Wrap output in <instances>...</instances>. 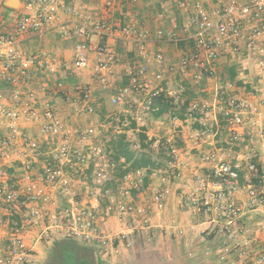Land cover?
Returning <instances> with one entry per match:
<instances>
[{
  "label": "built area",
  "instance_id": "2783aa9c",
  "mask_svg": "<svg viewBox=\"0 0 264 264\" xmlns=\"http://www.w3.org/2000/svg\"><path fill=\"white\" fill-rule=\"evenodd\" d=\"M125 1L104 0L103 14H99L87 5L61 7L57 0H29L25 5L27 11L16 20L13 29L0 30V264H30L36 248L29 244L28 238L41 226V236L54 228L57 234H69L109 248L115 238L104 229L109 217L146 216L147 213L144 206L123 199L103 209L101 197L110 196L107 183L113 179L115 165L108 159L106 150L94 142L96 128L72 125L59 113L54 102L40 100L35 92H24L21 84H31L34 66L37 69L45 65L42 60L34 64L38 57L28 54L21 46L28 35L41 36L46 30L58 27L64 36L72 33L81 37L74 47L71 69L75 73L89 71L103 87L108 85L119 62L116 48L108 42L113 36L135 39L142 45L151 38L189 42L190 47L180 58L179 66L195 81L214 77L218 60L229 54L246 50L264 57V0H222L214 8L201 0H191L192 10L184 21L186 35L183 37L175 29H161L153 34L141 25L114 22L112 14ZM60 13L67 14L69 19L57 26ZM92 38L101 41L95 44ZM140 54L144 61L129 68V84L112 96L111 103L121 104L126 96L139 90L149 95L146 109H152L154 99L162 93L176 101L180 99L183 87L167 89L161 84L162 72L153 77L149 75L150 59L161 66L165 62L164 53L151 54L142 47ZM260 64L264 67V59ZM4 85L11 89L5 90ZM56 88L64 92L65 82H57ZM77 91L76 114L80 117L92 114L93 88L80 84ZM261 103L264 105V100ZM229 105L226 114L234 128L244 122L243 116L249 108L257 111L247 99L231 98ZM208 109L207 103L189 104L190 112L206 114ZM238 137L239 133H235L233 138ZM203 160L211 164L214 177L226 182L227 196L233 194L238 188V175L230 162L214 150L205 153ZM181 163L176 160V164ZM69 167L76 171L90 168L96 191L81 200L69 198L68 206L61 208L59 195L74 180ZM250 169L258 172L255 164ZM181 175L176 173L177 177ZM131 176H126L127 185L119 192L123 197L129 195ZM224 198L223 193H208L203 199L204 206L212 205L213 201V211L224 219L219 230L224 241L216 257L217 264L230 258L231 264H264V238L262 241L257 237L238 239L244 230L240 219L248 206L264 205V190L250 189L247 205L235 199L224 201ZM152 200L159 208L164 207L163 193L155 192ZM56 220H65L66 224H46Z\"/></svg>",
  "mask_w": 264,
  "mask_h": 264
},
{
  "label": "crops",
  "instance_id": "0c3cea01",
  "mask_svg": "<svg viewBox=\"0 0 264 264\" xmlns=\"http://www.w3.org/2000/svg\"><path fill=\"white\" fill-rule=\"evenodd\" d=\"M8 1L0 0V30L5 31L12 30L16 20L27 11L25 5L29 0H18L15 7L8 5ZM57 1L61 7L87 5L95 13L103 14L104 0ZM201 1L207 7L214 8L222 0ZM191 10V0H126L123 7L112 14V19L114 22L120 20L122 24L144 26L153 34L161 29H175L183 37L186 35L184 21ZM67 19V14L60 13L57 26ZM80 40L81 37L72 33L64 36L60 28L55 27L46 30L41 36L30 34L21 42L28 54L38 57L34 64L39 60L45 63L37 69L36 65L34 66L35 74L31 84H21L24 92H35L40 100L48 99L54 102L62 116L75 109L79 98L78 85L93 88V102L96 101L99 89L105 88L89 71H72L74 47ZM92 41L96 44L101 39L92 38ZM108 42L116 48L119 56L117 68L108 82L110 85L113 78L121 74L122 79L128 82L126 85L129 84V68L144 61L140 54L142 47L151 54L162 51L166 56L163 66H157L153 59H150L151 75L157 70H165L174 60L180 61L190 47V43L185 40L176 42L155 38L148 39L143 45L135 39L120 36H113ZM261 59L264 57L246 50L224 56L216 64V75L211 77L212 79L203 78L205 88L194 87L196 93L201 90L213 96L212 90L221 89L222 94L214 99L211 96L209 100L195 97V100L209 105L206 118L194 121L197 127L191 129L184 124L187 119L178 118L182 129L179 128L177 139L174 140L180 142L173 149L174 159L162 168L154 170L146 185L144 170L129 173L132 174L129 195L119 196V199L136 206H144L147 213L146 216H111L107 220L104 229L115 238L112 239L109 251L101 252L109 259L104 264H217L216 257L224 241L219 233L224 219L213 211V201L212 205L204 206L203 199L208 193H223L224 201L235 199L247 205L250 189L264 190V105L261 103L264 100V67L260 64ZM59 81L65 82L64 92L56 88ZM3 87L5 90L11 89L9 85ZM123 87H120L118 92L110 93V98L120 93ZM224 94L231 98L247 99L251 107H257L258 112L249 108L241 125L236 128L230 126L226 114L230 105L228 100L222 101L226 97ZM198 132L200 137L196 135ZM235 133H239L237 139L233 138ZM213 150L229 161L237 172L238 188L230 196H227L226 182L214 177L211 164L203 160L204 154ZM176 160L181 161V165L176 164ZM251 164L257 166L258 172L250 169ZM178 172L182 174L180 177L176 176ZM114 175L113 173V179L108 183H115ZM133 178L137 179L135 184ZM157 191L164 195L163 208H159L152 200ZM199 199L202 207L198 205ZM62 205L67 207L68 201ZM239 224L244 230L240 235L237 234L238 239L257 237L262 241L264 205L256 208L248 206ZM120 232L124 233L123 239L117 236ZM30 237L29 244L39 248V230L34 231ZM231 260L232 258L223 264H231Z\"/></svg>",
  "mask_w": 264,
  "mask_h": 264
},
{
  "label": "rangeland",
  "instance_id": "374dc122",
  "mask_svg": "<svg viewBox=\"0 0 264 264\" xmlns=\"http://www.w3.org/2000/svg\"><path fill=\"white\" fill-rule=\"evenodd\" d=\"M122 62L123 61H121V63ZM178 62V60H174L173 62H170L169 66L165 67V70H157L150 76L153 77L155 73L162 72L163 80L161 84L165 88L171 90H178L181 87L184 88V92L177 101L168 97L172 99L171 110L161 117H155L153 112L154 110L145 108V105L149 100V95H147L144 90L133 91L131 95L125 97L121 104L113 105L111 103L110 93L118 92L120 87H123L128 83L126 80L124 81L122 79V74L119 75V77L116 75V77L113 78L111 85L109 83L104 89H99L96 101H92L95 108L92 114L80 117L76 114L74 109L71 110L68 115L63 117L70 124L75 126L85 127L87 125H92L95 127L97 130V136L94 137V142L97 145H100L104 150H106L107 140L110 138V135L125 132L128 135V141L132 144L133 149L140 151L141 147L139 145L140 141L138 132L139 130L145 129L149 138L155 139L154 143L148 147L146 151L149 152L154 159L165 161L168 156L173 154L172 150L180 143L179 141H174L177 139L179 128L182 129L177 116L184 110L183 113H185L187 119L184 124L187 127L189 126L190 129L197 127V125L193 123L194 121L206 118L204 113L190 112L189 105L185 109L181 106L188 99H190V102L198 101L195 100L196 96L198 97L197 99L200 100L201 98L209 100L212 96L211 94L201 90L196 93L195 88H205V83L203 82L204 80L195 81L189 76H186L181 70ZM165 63L166 56L165 62L161 66ZM151 71L152 69L149 68V75ZM207 78L205 79L207 80ZM186 84H188L191 89H188ZM220 90L221 89L212 90L213 99L214 97L221 96L222 93ZM224 96L226 97L222 101L228 100L229 104L231 97L225 94ZM200 100L198 101L199 103L202 102ZM133 121L137 124L138 129L136 130L130 128ZM163 141H165V143L161 146L160 143ZM107 157L114 163V170L116 171V162L108 154ZM69 170L71 177L74 180L68 186L67 190L59 195V205H61V208L64 207L62 204L67 202L69 198L81 200L83 197L91 196L92 192L96 191L95 185L92 181L90 168L76 171L74 168L69 167ZM136 180V178L132 179L133 184H135ZM107 187L110 189L111 193L110 196L101 197V206L103 209H106L109 205L119 200V196L121 195L118 191L120 192L121 188L125 187V184L119 186L114 182H110ZM109 197H111V199ZM60 201L62 204H60ZM112 201L114 202L112 203ZM198 202L199 207H202L203 205L200 203V199ZM115 216L122 217L124 215ZM50 223L53 225H55L54 223H62L65 225L66 221H46V224ZM36 230H39V235H41V228H37ZM51 230H53V232ZM51 230H49L48 235L43 234L41 236V240L38 245L39 248H36L33 252L30 264H104V262L109 260L108 257H104L103 253H101L104 251L106 253L109 251V248H103L95 242L85 241L83 239L70 236L69 234H57L54 228ZM123 234L124 233L120 232L119 237L122 238Z\"/></svg>",
  "mask_w": 264,
  "mask_h": 264
},
{
  "label": "trees",
  "instance_id": "16d2710c",
  "mask_svg": "<svg viewBox=\"0 0 264 264\" xmlns=\"http://www.w3.org/2000/svg\"><path fill=\"white\" fill-rule=\"evenodd\" d=\"M186 86L188 89H191L188 84H186ZM171 103L172 99L165 96L164 93H162L159 97H156L153 101L154 106L152 107L155 117H161L170 111L172 105ZM189 103L190 99L186 100L181 107L185 109L188 107ZM183 112L177 116L181 120L186 119V115ZM130 128L133 130L138 129L135 121L132 122ZM138 136L140 141L139 145L141 147L140 151L133 149L132 144L128 141V135L125 132L112 134L107 140V154L111 156L117 164L113 180L116 185L123 184L129 173H134L140 170H144L146 173L144 177V184L146 185L154 170L162 168L166 163L172 162L174 159L173 154L168 156L165 161L154 159L153 156L146 151V149L154 143L155 139L149 138L145 129L139 130ZM164 143L165 141L161 142L160 145L162 146Z\"/></svg>",
  "mask_w": 264,
  "mask_h": 264
},
{
  "label": "water",
  "instance_id": "95a60500",
  "mask_svg": "<svg viewBox=\"0 0 264 264\" xmlns=\"http://www.w3.org/2000/svg\"><path fill=\"white\" fill-rule=\"evenodd\" d=\"M17 1L18 0H9L8 5H10L11 7H15L17 5Z\"/></svg>",
  "mask_w": 264,
  "mask_h": 264
}]
</instances>
